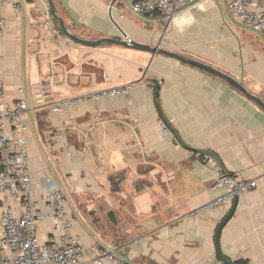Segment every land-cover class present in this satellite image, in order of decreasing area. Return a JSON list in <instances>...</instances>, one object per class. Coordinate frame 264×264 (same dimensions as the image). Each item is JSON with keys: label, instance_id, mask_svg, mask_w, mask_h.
<instances>
[{"label": "crops", "instance_id": "crops-1", "mask_svg": "<svg viewBox=\"0 0 264 264\" xmlns=\"http://www.w3.org/2000/svg\"><path fill=\"white\" fill-rule=\"evenodd\" d=\"M19 1V13L4 10L1 101H17L22 88L34 199L40 178L51 176L81 244L111 250L126 264H222L215 231L231 205L188 217L222 193L213 166L194 150L210 151L223 174L257 182L236 199L219 234L221 254L264 264V111L224 80L161 54L113 43L88 47L44 28L39 53H31L49 6ZM52 1L82 40L159 46L230 76L264 103V38L235 22L225 0H202L201 9L184 8L170 23L133 14L125 0ZM50 78L53 87L35 95L33 86ZM128 85L127 98L52 111L69 96ZM49 226L40 223L41 237Z\"/></svg>", "mask_w": 264, "mask_h": 264}, {"label": "built area", "instance_id": "built-area-1", "mask_svg": "<svg viewBox=\"0 0 264 264\" xmlns=\"http://www.w3.org/2000/svg\"><path fill=\"white\" fill-rule=\"evenodd\" d=\"M133 14L148 16L170 23L184 8L201 9L202 0H125ZM230 17L244 29L264 38V0H225ZM19 13V0H0V37L7 28L5 8ZM43 23L46 31H54L52 16ZM53 78L33 86L35 95L48 92ZM131 85L112 88L87 96H69L52 106L55 113L71 110L85 102L99 103L118 96L129 97ZM17 101L6 104L0 82V264H126L111 250L84 247L74 235V221L68 211L66 198L51 176L44 175L39 181L37 199L33 196V180L27 147L28 126L24 121L27 113L22 88L17 89ZM161 134L169 129L158 120ZM215 173L214 188L222 193L210 202L191 211L188 217L197 220L203 213L217 208L226 209L235 199L257 186L256 181L243 180L238 176L223 174L212 158L205 156ZM49 221L44 237L38 227ZM87 256L92 258L87 259Z\"/></svg>", "mask_w": 264, "mask_h": 264}, {"label": "water", "instance_id": "water-1", "mask_svg": "<svg viewBox=\"0 0 264 264\" xmlns=\"http://www.w3.org/2000/svg\"><path fill=\"white\" fill-rule=\"evenodd\" d=\"M48 2V6H49V13L52 16V18L58 23V26L60 28V30L63 32L64 35H66L69 39L82 44L84 46H88V47H95L98 45H101L103 43H113L119 46H123V47H128V48H133L136 50H142V51H147L151 54H161V55H165L168 56L170 58H174L176 60H178L179 62L195 67L199 70H202L204 72H207L213 76H216L217 78H220L221 80H224L225 82H227L228 84H230L232 87H234L235 89H237L243 96H245V98H247L248 100L252 101L253 103H255L261 110L264 111V103L256 96L251 95L243 86L242 84H240L239 82H237L236 80H234L233 78H231L230 76L216 70L215 68L205 65L201 62L195 61V60H191V59H186L182 56H179L177 54L171 53V52H167L165 50H162L159 48V46L155 47V48H151L149 46H145V45H141V44H137L132 42L131 40L127 39L124 42H120V41H115V40H110V39H100V40H95V41H86V40H82L78 37H76L75 35L71 34L63 20L57 15L55 6L53 4L52 0H47ZM158 95V88L156 91V96ZM178 142L185 148H187L184 143L178 138L177 139ZM188 149V148H187ZM196 153L201 154L203 156H207L209 158L214 159L218 165L219 164V160L218 158L215 156V154H213L210 151H205V150H194ZM237 206V200L235 199L232 204L231 207L227 213V215L223 218V220L218 224L216 231H215V247H216V254L219 257L220 261L222 262V264H236L235 262L225 258L220 251V246H219V234L221 229L227 224V222L231 219V217L233 216L235 209Z\"/></svg>", "mask_w": 264, "mask_h": 264}, {"label": "rangeland", "instance_id": "rangeland-1", "mask_svg": "<svg viewBox=\"0 0 264 264\" xmlns=\"http://www.w3.org/2000/svg\"><path fill=\"white\" fill-rule=\"evenodd\" d=\"M44 20H46V19H44ZM41 28L42 29H38V39H36V40H34L33 41V51H30L31 53H34V54H38L39 53V42H40V40H41V36L42 35H44V29H43V27H42V25H41ZM46 32V31H45ZM251 33H253L252 31H250ZM36 35V36H37ZM35 36V37H36ZM67 201V200H66ZM71 208L73 209V211L75 212V214L77 213V211H75L74 210V207H73V205L71 206Z\"/></svg>", "mask_w": 264, "mask_h": 264}, {"label": "trees", "instance_id": "trees-1", "mask_svg": "<svg viewBox=\"0 0 264 264\" xmlns=\"http://www.w3.org/2000/svg\"><path fill=\"white\" fill-rule=\"evenodd\" d=\"M52 20H53V23H54V26H55V29L57 30V32H59V33H63L61 30H60V28H59V26H58V23L52 18ZM234 89V88H233ZM236 90V89H235ZM236 264H246V263H243V262H235Z\"/></svg>", "mask_w": 264, "mask_h": 264}]
</instances>
